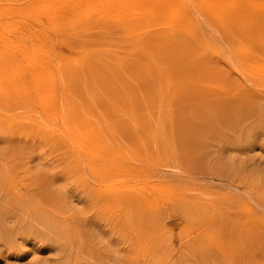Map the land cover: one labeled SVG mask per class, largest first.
Listing matches in <instances>:
<instances>
[{
  "label": "rangeland",
  "instance_id": "1",
  "mask_svg": "<svg viewBox=\"0 0 264 264\" xmlns=\"http://www.w3.org/2000/svg\"><path fill=\"white\" fill-rule=\"evenodd\" d=\"M191 16L208 47L177 59L151 22L63 29L90 71L69 99L133 173L94 176L84 156L0 127V264H264V77L251 65L264 64V25L223 36Z\"/></svg>",
  "mask_w": 264,
  "mask_h": 264
},
{
  "label": "bare ground",
  "instance_id": "2",
  "mask_svg": "<svg viewBox=\"0 0 264 264\" xmlns=\"http://www.w3.org/2000/svg\"><path fill=\"white\" fill-rule=\"evenodd\" d=\"M218 1L0 0V127L8 131L22 128L20 133L29 128L36 140L53 148L51 155L57 150L55 146H59L62 154L73 160L76 155L84 156L86 167L94 176L112 180L132 174L133 170L126 168V164V167L119 164L122 158L118 154L94 140L103 138V135L100 136L99 131L88 130L79 107L69 99L70 94L78 93L79 88L88 84L90 71L87 73L85 62L80 60V52L62 42L63 31L74 23L75 26L99 29L98 34L103 37L118 25L125 29L137 25L139 32L146 28L142 27L144 22H151L161 25L167 33L169 41L163 45L164 49L177 59L208 47L199 35L192 11L223 36L225 29L234 30L233 27L242 23L250 28L264 25L261 20L264 18V0H230L224 8ZM235 57L241 58L239 54ZM246 61L249 63V58ZM251 65L255 67L253 77L256 81L264 77V64ZM236 71L244 79H250L247 69L238 67ZM240 94L245 95L246 92L235 93ZM78 96L82 100L83 94L78 93ZM100 161L108 164H98L97 167L96 162ZM115 184L114 187L117 186ZM118 185L125 196H133L130 190L133 187L129 188L127 183ZM150 187L153 189L152 185ZM136 189L144 194L152 192L141 186ZM117 191L121 192V189ZM135 201L140 203L142 199ZM246 206L249 212L253 211L250 205Z\"/></svg>",
  "mask_w": 264,
  "mask_h": 264
}]
</instances>
